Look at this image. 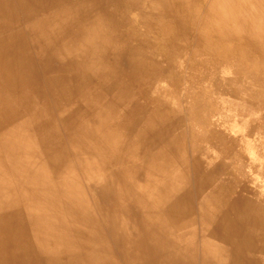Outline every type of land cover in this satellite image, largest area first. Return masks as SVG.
I'll return each mask as SVG.
<instances>
[{"label": "bare ground", "instance_id": "1", "mask_svg": "<svg viewBox=\"0 0 264 264\" xmlns=\"http://www.w3.org/2000/svg\"><path fill=\"white\" fill-rule=\"evenodd\" d=\"M193 1L0 0V20L24 11L30 35L0 32V264L260 261L242 201L208 181L198 157L191 201L171 95L153 87L158 65L97 37V23L116 17L109 7L127 3L146 32L172 35L165 63L178 67L189 16L200 13V33L262 65L264 0H204L200 11ZM200 48L196 38L193 57Z\"/></svg>", "mask_w": 264, "mask_h": 264}, {"label": "rangeland", "instance_id": "2", "mask_svg": "<svg viewBox=\"0 0 264 264\" xmlns=\"http://www.w3.org/2000/svg\"><path fill=\"white\" fill-rule=\"evenodd\" d=\"M83 1L67 0V4L74 7ZM204 5V0H194L193 10L200 11ZM109 8L115 10L116 17L113 21L103 19L97 23L100 27L97 37H103L121 54L137 50L149 62L157 64L159 68L156 70L162 73L153 87L166 88L171 95L169 118L186 153L191 201L197 202L200 195L197 175L194 174V161L198 157L204 159L200 166L209 163L205 166L209 169L207 180L221 181L218 186L224 185L225 190H218L225 197L242 201L237 203V211L244 209L247 212L250 222L255 224L251 234L262 241V244L254 245L260 261H250L246 254V262L264 264V61L260 62L262 65L249 61L241 48L235 49L231 43H212L206 33L198 31L201 20L198 13L189 16L187 37L179 43L182 62L178 67L168 66L164 44H168L172 35L163 37L158 35L159 32H146L127 3ZM27 20L24 11L14 9L11 18L0 20V32L14 25L21 29V36L30 37L29 32L25 33ZM69 23L75 25L77 20L71 19ZM20 33L17 32L19 36ZM197 35L201 37H195ZM69 36V32L53 35ZM196 38H200L201 48L193 57L192 45ZM150 71L147 69V74ZM121 87L118 86V90ZM249 254L252 256L254 251Z\"/></svg>", "mask_w": 264, "mask_h": 264}]
</instances>
